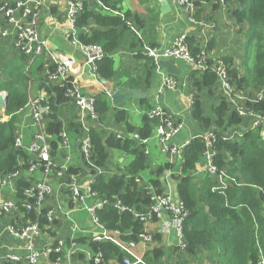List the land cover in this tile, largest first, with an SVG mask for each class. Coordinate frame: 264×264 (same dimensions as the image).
Returning <instances> with one entry per match:
<instances>
[{
    "label": "trees",
    "instance_id": "16d2710c",
    "mask_svg": "<svg viewBox=\"0 0 264 264\" xmlns=\"http://www.w3.org/2000/svg\"><path fill=\"white\" fill-rule=\"evenodd\" d=\"M83 1V11L76 23L78 39L83 45H97L102 48L104 59L97 63L98 77L102 80H113L119 73L115 68L114 55L126 50L135 54L139 61L144 60L145 69L141 76L130 74L125 85L130 90L147 92L155 76L156 65L144 54V44L127 24L131 21L136 27L143 26L141 18L129 11L122 12L121 0H99L102 5L89 0ZM226 3L230 6L229 18L234 25L233 36L236 44L231 54L221 60L230 65L228 72L231 84L236 88L232 99L236 105L239 94L243 97V100H239L241 105L264 117V98H258V94L264 92V0H226ZM114 12L123 13V17ZM200 15L201 11H196L197 20L201 19ZM186 43L197 65L203 47L194 37L186 38ZM215 48L216 41L212 39L207 45L208 53ZM18 54V58L4 63L0 53V93H7L5 115L9 118L7 121H0V176L19 174L22 168L30 169L31 164L37 162L36 158L30 159L23 149L15 146L18 138L16 118L29 101L32 71L38 61L37 59L30 64L29 58ZM47 59L48 78H51L56 74L57 66L50 58ZM239 59L241 64L235 65ZM208 63H213L211 57ZM188 67L187 86L189 95L194 96L190 117L199 133L184 148L179 159L182 160L181 174L176 179L178 196L187 211L182 227L187 249L185 252L180 248L176 251L186 255L180 264H190L195 259H201L198 254L204 255L208 264H264V138L259 131L251 130L249 119L241 116L236 106L220 91L218 76L214 71L202 73L192 65ZM41 69L42 67L39 68ZM124 74L123 71L122 75ZM48 78L42 80L41 87L49 97L52 110L48 116L46 133L51 137L54 157L63 141L62 133L83 135V124L78 120V107L70 96L71 80L65 84L53 85ZM94 99V111L98 119L104 121L111 109L109 98L106 94H100ZM147 99L139 101L148 111L152 107ZM116 120L125 122L127 118L122 112H118ZM156 124V121L149 120L145 115L141 128L136 130L128 126V130L133 133L138 131L145 140L153 135ZM208 132L216 135L214 149L217 156L214 163L219 171L216 180L222 174L230 180L227 188L223 190H214L220 182L209 177L204 169L207 145L201 136ZM90 135L93 147L90 160L93 166L84 157L79 166L68 169L66 178L70 180L71 177L90 174L93 179L91 191L102 200L108 201L103 209L97 211L99 223L111 235L119 233L124 242L138 244L139 236L142 233L148 234V223L136 218L135 214L148 213L154 203L152 193L138 183L139 175L149 168L145 150L133 140L117 139L114 136L103 139V133L96 130H92ZM110 149L120 150L134 157V161L125 168L123 174L110 177L99 173L107 165ZM167 167L169 166L158 169L155 172L157 178L151 180L154 193L158 196L165 193L159 177ZM32 187L31 181L18 179L14 199L24 215L18 222H38L42 230L49 231V227L52 224L55 226L57 222L49 224L43 215L38 216L26 208L27 205L35 203L34 198L26 194ZM118 203L126 210L120 211L116 207ZM154 242L155 247L144 255L146 264L164 262V237L156 234ZM91 248L99 255V264H124L126 254L111 242H92ZM51 256L52 261L56 262L62 254L53 253ZM78 257L79 260L83 259L82 255ZM88 264L96 262L93 260Z\"/></svg>",
    "mask_w": 264,
    "mask_h": 264
},
{
    "label": "crops",
    "instance_id": "0c3cea01",
    "mask_svg": "<svg viewBox=\"0 0 264 264\" xmlns=\"http://www.w3.org/2000/svg\"><path fill=\"white\" fill-rule=\"evenodd\" d=\"M3 1L4 0L0 1V5ZM44 2V9L40 14L39 20L42 37L47 41L48 48L54 56L60 59L72 58L75 61L74 66L71 68L70 74L68 75L69 78L76 80L79 93L84 96L95 98L100 94H112L118 89L122 91L130 90L125 85L129 80L128 76L130 74L133 76H141L145 69V61H139L136 59L135 54L126 50L120 51L114 55L115 65L116 60L120 61L121 68L118 71L119 73L110 81L100 79L98 75L85 64L84 56L79 48L72 44V41L69 38L70 27L66 18L68 0H44ZM222 2V0H213L211 2H208L207 0H197V11H201V19L197 20V24L191 23L188 16L184 14L182 8L177 5H173V12L171 14L161 17L160 5L157 0H121L120 7H122V12L129 11L134 16L137 15L141 18L144 24L143 26L138 27V31L142 37L141 42L143 44H148L161 52H165L172 48L176 40L183 36L187 38L194 37L197 41L201 42L203 27L201 24H207L208 30H211L212 38L216 40V45L219 44L218 48H215L209 54L211 58L217 59L223 53L221 52L222 48L226 46V44L222 45L224 38L228 39L222 34L234 31L233 22L230 21L229 18L230 6L229 4H223ZM4 25V19L0 14V27ZM228 40L230 41L231 50H233L236 44L234 36L232 35ZM0 53L2 54V62L4 63L19 57V52L16 49L15 39L11 29L8 37H0ZM172 61L182 70V76L179 77L181 81L187 82V74L189 73L188 65L184 64L185 62L183 63V61ZM34 66L35 67H33L32 71L33 79L30 84L29 101L26 107L17 115L15 124L18 130L17 135L22 139L23 147L20 149H23L30 159H33L34 156L30 154L28 147L39 130L33 120L31 102L44 92L41 85L42 80L48 78V59L39 58ZM40 67H42L41 70H39ZM123 71L125 72L124 75H122ZM1 74L2 73L0 72V76ZM165 74L167 73L164 69L156 68L151 86L147 92L143 93L147 95L148 104L151 107L159 104L179 117L183 129L179 136L176 137L173 144L185 146L199 133V130L190 117V92L188 88L185 89L182 86L177 90H170L162 87V81ZM48 80L53 85L59 84V82H55L56 80H53L50 77ZM5 95H7V93H0V98ZM108 98L111 109L106 114L104 121H100L98 118L89 119L85 126H83V135L68 133L67 141H62L55 152L53 157L55 173L51 172L48 177L49 184L53 190V195L47 197L44 208L46 210H54L56 213L55 222H57V224L55 226L52 224V226L49 227V231L44 230L36 241V247L41 253L38 264H88L98 255L93 252L91 243L96 242L100 228L95 222L93 216L88 212L87 207L98 201L106 200H102L97 194L95 198L88 195V189H91L93 180L90 174L71 177L70 180L66 178L68 169L79 166L83 161L79 141L85 135V127L90 132L92 130L102 132L103 139L114 136L117 139H129L135 141L145 150L149 168L152 167V169L158 170L169 166L159 178H162L163 180L161 182L165 192L173 195L174 203H178L180 200L177 191L178 181L176 179L181 174L182 160H179L181 156L173 161L166 156L167 163L163 166L159 165L156 160H153L154 166H151V156L153 155V157L156 158L158 150H160V146L155 138V128L153 135L150 138L145 139V143L141 141L142 138L137 133L138 131L133 133L128 130V126H131L136 130L143 126L144 116L146 115L147 109L144 108V105L141 104L138 99H133L124 106L114 107L111 98ZM118 112H122L125 115L127 118L125 122H117L116 114ZM65 116L68 117L69 115H66L65 112ZM7 120H9V118L6 117L5 110H2L0 113V121L3 122ZM48 121L49 120L46 118L45 128L47 127ZM137 135H139V138ZM49 139L51 140V137ZM109 156L110 158L107 165L104 169H101V173L110 177L123 174L125 168L134 161L133 156L120 150L110 149ZM20 164L23 163L20 162ZM56 172L61 175L56 174ZM140 175L138 178L140 187H145L153 193L154 189L151 184L153 177L150 180H146L142 177L143 173ZM45 177L46 170L43 167H38L33 172H30V169L22 168L19 174H17V177L13 180V186L4 189V192L8 197L11 198L15 196L16 199L18 179L25 178L27 181H31L34 185ZM74 181H76L80 188H83L84 192L87 194V199L84 203L76 202L72 198L69 185ZM85 212L87 218H85ZM19 216L18 213L16 218L18 219ZM21 217H24V215L22 214ZM160 221L158 222L156 218V221L148 223L146 232L154 236L160 234L164 237L165 250L167 252L170 251L171 255L176 254V251L179 248L177 233L173 230L170 235H164L161 231ZM8 226L9 221L0 215V264H11L8 261L10 255L20 256L23 260V263L21 264H24L28 258L26 245L22 239L9 233ZM58 240L63 241L64 243L61 253L62 257L56 262H53L51 255L53 253L58 254L54 251ZM153 247H155L154 241L147 245L143 243L136 244L131 250L133 253L132 258L142 259L143 264H146L144 261V255ZM78 255H82L83 259L79 260Z\"/></svg>",
    "mask_w": 264,
    "mask_h": 264
},
{
    "label": "built area",
    "instance_id": "2783aa9c",
    "mask_svg": "<svg viewBox=\"0 0 264 264\" xmlns=\"http://www.w3.org/2000/svg\"><path fill=\"white\" fill-rule=\"evenodd\" d=\"M173 5H177L182 8L185 15L188 16L189 20L193 24H197L196 19V10H197V0H169ZM225 4V0H222ZM89 2H98L99 0H89ZM44 0H4L0 5V14L2 15L5 25L0 27V37L6 38L10 34V29L15 39V45L17 51L30 59V64L34 63L39 58H50L57 66L56 74L51 76V79L56 80L59 84H65L68 80H71L72 90L70 93L71 99L75 101L78 107V120H80L85 126L86 122L91 119H97V115L94 111L95 99L90 96L81 95L78 91V85L76 80L69 78L70 70L74 66L75 61L72 58L60 59L53 55L48 48L47 41L42 37L40 31V14L44 9ZM83 0H68L67 5V21L69 23V38L72 41L74 46H77L85 58V64L89 66L94 73H96V66L99 61L104 59V52L100 46L97 45H83L79 42L78 31L76 28V23L78 16L83 11ZM108 11V9H106ZM123 17V13L114 12ZM132 32L138 36L140 40L142 37L136 27L131 21L127 23ZM202 27V40L200 42L203 47L201 54L198 59L197 65H195L194 59L190 53L188 45L186 43L185 36L180 37L176 40L174 46L165 52H161L153 48L152 46L145 44L143 46V52L150 59L153 60L157 69L160 68V60H177L183 61L187 65H192L195 67V70L200 72H206L208 70L214 71L218 76V82L220 85V91L228 99V101L234 106L236 110L239 111V114L243 117H246L250 121L251 130L259 131L262 138H264V117L250 112L246 109L244 105L239 103V100H243V97L237 94L236 105L232 99L233 94L236 91V88L231 84V78L229 75L230 65H226L222 62L221 58L213 59V63L209 65L208 61L210 59L209 53L207 51V45L210 40L208 37L207 24H201ZM88 32V30L86 29ZM161 69V68H160ZM188 88L187 82H179L178 78L175 76H170L165 74L162 87L170 90H177L180 87ZM111 98V93L107 94ZM260 100H263V97L259 96ZM194 96L193 94L189 95L190 106L193 103ZM33 109V120L38 126V133L35 135L34 140L31 142L28 147L30 154L36 158L37 162L31 164L30 172L35 171L38 167H43L46 170V177L41 181L33 185L32 189L29 190L26 194L28 197H32L35 200V203L32 205H27L26 208L29 212H35L38 216L43 215L49 224L55 222L56 213L54 210H46L44 204L47 200V197L53 195L52 187L49 184V175L55 167L54 158L52 156V147L50 144V136L46 133L45 128V119L52 112L49 105V97L46 92L37 97L31 102ZM149 120L156 121L155 126V138L160 145L161 153L170 158L171 161L179 158L182 155L184 148L190 144V142L185 146H178L173 144L177 136L183 129V125L179 120V117L167 110L165 107L156 104L146 113ZM84 136L79 141L80 152L82 157L87 159V163L93 166L91 159L92 156V138L90 131L85 127ZM87 133V134H86ZM63 141H67L68 133H62ZM139 138V135H137ZM195 136L193 138L196 139ZM206 142L207 151L205 153V167L209 177L216 180L218 176V168L214 163V159L217 156V151L214 149V142L216 135L213 132H208L207 134L201 136ZM225 139V138H224ZM227 140V139H225ZM143 143L146 140H141ZM264 144V142L262 143ZM16 148H22V139L20 136L16 139L15 142ZM264 146V145H263ZM101 173V170H99ZM56 174L61 175L56 172ZM17 177L15 175L9 176H0V215L9 221L8 231L16 237L22 239L26 245V250L28 253L27 261L24 264H38L41 253L40 250L36 247V241L43 233L44 229L40 227L38 222H32L31 220L26 221L25 223L18 222V219H21L22 213L20 212L18 202L13 197H8L4 189L13 186V180ZM219 181L220 185H217L214 190H223L226 189L230 180L222 174L216 182ZM223 184H222V183ZM69 190L71 192L72 198L76 202L84 203L87 199V194L84 192L83 188H80L79 184L74 181L69 185ZM88 195L95 198L96 194L88 189ZM153 205L151 209L146 214H135L136 218L139 220L152 223L156 221L161 222V231L164 235H170V233L175 230L177 233L178 247L182 252H185L187 246L183 240L182 227L184 220L187 216V211L184 204L181 200L178 203H174V197L171 193L165 192L163 195H156L152 193ZM108 204V201H98L93 205L87 207L88 212L93 216L95 222L100 228L96 242H111L117 245L125 254L123 263L124 264H143L142 259L132 258L133 253L132 249L136 246L135 242H124L120 239V234L115 233L111 235L103 225H101L97 218V211L103 209ZM120 211H125L126 209L118 203L116 206ZM19 213V218L16 216ZM169 218V219H168ZM1 238V237H0ZM154 241V235L142 233L139 236V242L147 245ZM64 247L63 241L58 240L54 251L61 254ZM96 256L94 259L96 264H99L100 258ZM8 261L12 263H23V260L20 256L10 255Z\"/></svg>",
    "mask_w": 264,
    "mask_h": 264
},
{
    "label": "water",
    "instance_id": "95a60500",
    "mask_svg": "<svg viewBox=\"0 0 264 264\" xmlns=\"http://www.w3.org/2000/svg\"><path fill=\"white\" fill-rule=\"evenodd\" d=\"M160 5V16L164 17L173 12V6L169 0H157ZM160 68L164 69L166 73L170 76L181 77L182 70L178 67L176 63L171 60L163 59L159 62ZM147 98L145 93L139 90H126L122 91L120 89L115 90L111 95V102L114 107H120L126 105L129 101L133 99L144 100ZM7 95L0 98V113L2 110H6Z\"/></svg>",
    "mask_w": 264,
    "mask_h": 264
},
{
    "label": "rangeland",
    "instance_id": "374dc122",
    "mask_svg": "<svg viewBox=\"0 0 264 264\" xmlns=\"http://www.w3.org/2000/svg\"><path fill=\"white\" fill-rule=\"evenodd\" d=\"M121 9H122V7H121ZM230 27H231V25H230ZM235 30H237V29H235ZM234 33H235V31H230L229 33H223L222 35H225V37H227L229 39V38L232 37V35H234ZM207 34H208L209 40L211 41L212 40L211 32H208ZM228 39H225L224 38V42H222V45H225L226 44V46H224L222 48V51L221 52H223V53L219 56V58H221V59L224 58L226 56V54H231V52H232L231 46H230V41ZM236 41H238V38H236ZM244 42H245V40H244ZM217 44H218V42H217ZM218 45H216V49L218 48ZM180 62H182V61H180ZM184 64H186V63H184ZM237 64H241L240 59L239 60H236V64L235 65H237ZM115 68H116L117 71L120 70V68H121L120 67V61L116 60ZM178 80H179V82H182L180 78H178ZM259 96H261V97L264 98V92H262V94H260V95L258 94V98H259ZM47 119H48V117H47ZM153 160H156L157 163L159 165H161V166H163V165H165L167 163V158H166L165 155H163L161 153V150H158V155L156 156V158H154L153 155L151 156V160H150L151 163H152L151 166H154L153 165ZM156 171L157 170H154V169H152V167H150V168H148L147 170L144 171L145 173L142 172L143 173L142 177L144 179H146V180H150L152 177H153V179H156L157 178V175H155V172ZM165 175H167V174H165ZM159 180L160 181H163L162 178H159ZM85 218H87L86 212H85ZM85 218H83V219H85ZM176 245H177V243H176ZM165 253H166L165 254V259H164V262L162 261V264H180L186 258V255L184 253H180V252H176V254L171 255L170 251L167 252L165 250ZM198 257L201 258V259H195V261L194 262H191V264H208V262L206 260H204V259H206L204 257V255L198 254ZM202 257H203V259H202ZM202 261H203V263H202Z\"/></svg>",
    "mask_w": 264,
    "mask_h": 264
},
{
    "label": "clouds",
    "instance_id": "9594fccd",
    "mask_svg": "<svg viewBox=\"0 0 264 264\" xmlns=\"http://www.w3.org/2000/svg\"><path fill=\"white\" fill-rule=\"evenodd\" d=\"M197 11V10H196ZM213 39V38H212ZM172 61V60H171ZM189 66V65H188ZM157 68V67H156ZM178 78V77H177ZM147 113V112H146ZM147 116V115H146ZM148 118V117H147Z\"/></svg>",
    "mask_w": 264,
    "mask_h": 264
}]
</instances>
